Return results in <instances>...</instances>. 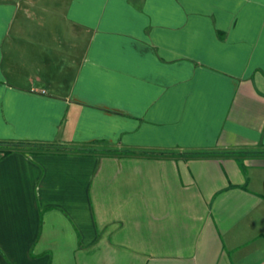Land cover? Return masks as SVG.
<instances>
[{"label":"crops","instance_id":"1","mask_svg":"<svg viewBox=\"0 0 264 264\" xmlns=\"http://www.w3.org/2000/svg\"><path fill=\"white\" fill-rule=\"evenodd\" d=\"M0 141L72 148H0V264H264V0H0Z\"/></svg>","mask_w":264,"mask_h":264},{"label":"trees","instance_id":"2","mask_svg":"<svg viewBox=\"0 0 264 264\" xmlns=\"http://www.w3.org/2000/svg\"><path fill=\"white\" fill-rule=\"evenodd\" d=\"M0 148H1V155L4 156L7 153L11 152L14 149H37V150H47V151H55V150H68L72 149L71 147L62 146V145H33V144H27V143H16V142H10V141H0ZM146 152V151H142Z\"/></svg>","mask_w":264,"mask_h":264}]
</instances>
